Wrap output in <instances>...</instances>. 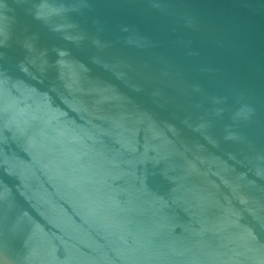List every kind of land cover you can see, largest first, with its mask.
<instances>
[{
    "label": "water",
    "instance_id": "obj_1",
    "mask_svg": "<svg viewBox=\"0 0 264 264\" xmlns=\"http://www.w3.org/2000/svg\"><path fill=\"white\" fill-rule=\"evenodd\" d=\"M0 264H264V0H0Z\"/></svg>",
    "mask_w": 264,
    "mask_h": 264
}]
</instances>
